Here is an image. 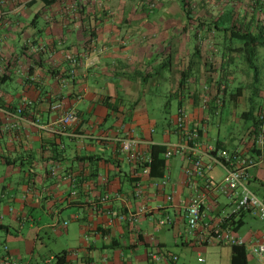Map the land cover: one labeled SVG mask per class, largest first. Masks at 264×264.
I'll return each mask as SVG.
<instances>
[{"label": "crops", "instance_id": "0c3cea01", "mask_svg": "<svg viewBox=\"0 0 264 264\" xmlns=\"http://www.w3.org/2000/svg\"><path fill=\"white\" fill-rule=\"evenodd\" d=\"M189 2L193 15L178 0H0V258L53 264L42 248L62 234L68 264H152L150 250L178 264H191L194 252L199 264H231L230 246L199 241L221 220L246 243L264 242V222L244 211L230 218L233 199L215 190L189 232L185 204L202 181L183 175L194 158L210 164L218 145L240 156L261 153L246 185L264 201V145L252 133L264 102V51L246 61L233 34L240 24L264 32V0ZM155 98L176 99L163 122L159 113L170 103L154 108ZM69 109L77 118L62 128ZM179 109L196 145L168 159V184L156 190L118 138L137 139L145 157L152 145H177ZM205 173L213 182L224 175L213 164ZM140 204L148 212L134 224L116 217ZM245 250L247 264H264Z\"/></svg>", "mask_w": 264, "mask_h": 264}, {"label": "built area", "instance_id": "2783aa9c", "mask_svg": "<svg viewBox=\"0 0 264 264\" xmlns=\"http://www.w3.org/2000/svg\"><path fill=\"white\" fill-rule=\"evenodd\" d=\"M76 64L75 60L73 61ZM29 102L23 101L22 106L28 105ZM59 106V105H58ZM21 109L18 110L20 112ZM1 112V108H0ZM77 118L75 110L69 109L65 111L58 120L60 127H65ZM257 119L259 121V134L255 140L256 146L261 149L264 145V102L261 109L258 112ZM176 125L184 131L182 142L169 146L166 148L164 157L169 159L174 155L183 154L187 151L193 150L196 145L195 140L197 134L187 129V115L183 109H179L177 113ZM44 129L52 131L54 128L50 125H41ZM120 151L127 156V160L136 162L138 170L141 175L146 176L148 174V168L139 166L147 161L148 157L142 156L138 149L139 141L131 137L118 138ZM193 146H192V145ZM208 159L210 164L204 165L203 161L199 158H194L190 165L183 168L184 177L190 181L193 178H198L202 181L201 188L197 189L193 193L185 204V221L189 232H193L198 224L205 217V203L210 191L215 190L223 195H226L233 199L234 203L229 216L237 212H249L256 216L261 222H264V201L261 200L254 192H252L246 185L248 177V170L252 167L259 165L262 162V154L259 153L256 156H240L237 152H229L225 149H219L215 154H209ZM217 165L224 171V175L220 182H213L206 176L205 169H208L210 165ZM150 184L152 188L156 190H163L168 184V178L162 177L160 179H151ZM143 193L141 181L135 183L133 195L140 197ZM105 198L103 197L102 200ZM166 201H171L172 196L167 194L165 196ZM148 212V207L145 204H140L135 211H128L125 213H118L117 218L121 221H127L130 224H134L137 219ZM228 217V216H227ZM170 220L168 217L159 221L160 225L168 223ZM207 232L200 237L201 244L210 243L212 241L232 246H244L249 253L259 258H264V242H249L246 243L242 238L235 235L232 230L224 225L223 220L213 225H209ZM147 258L152 264H178V257L175 255H168L166 253H160L155 251H148ZM0 264H23L17 259L10 257L0 258Z\"/></svg>", "mask_w": 264, "mask_h": 264}, {"label": "trees", "instance_id": "16d2710c", "mask_svg": "<svg viewBox=\"0 0 264 264\" xmlns=\"http://www.w3.org/2000/svg\"><path fill=\"white\" fill-rule=\"evenodd\" d=\"M178 1L182 11L186 15L194 14L195 7L193 3L189 2V0ZM233 34L235 37L241 40V42H243L242 48L244 59L248 62H252L257 56L258 48L264 46V32L262 30V26L257 29L256 33H252L251 31H248V29L245 28L243 24H240L239 31H235ZM252 133L254 138L253 140L255 141L259 134V121L257 116L252 123ZM217 147L219 148V145L216 146V150L211 151L210 154H215L218 149ZM166 148V146L158 144L149 147L147 161L139 164L140 167L144 165L148 168V174L145 176L147 180L160 179L166 174L168 164V159L164 157ZM231 153H233V151ZM231 217L232 215L230 218ZM68 253V251L63 250L55 254L53 264H68ZM231 264H247L246 250L244 246L231 247Z\"/></svg>", "mask_w": 264, "mask_h": 264}, {"label": "rangeland", "instance_id": "374dc122", "mask_svg": "<svg viewBox=\"0 0 264 264\" xmlns=\"http://www.w3.org/2000/svg\"><path fill=\"white\" fill-rule=\"evenodd\" d=\"M260 51H264V46L263 47H260L259 49ZM262 57L260 58V61L264 63L263 59H264V55L262 54L261 55ZM262 82V81H260ZM165 101H169L170 103V107H168V109L166 110L165 113H162V111L159 113L160 114V122H163L164 121V117L165 119L168 118L169 114H174L176 112V106H177V102H176V99L175 98H155L154 99V104H153V107L154 108H157V105H160L161 104V108H162V105L165 103ZM162 110V109H161ZM158 111L156 112H153V113H157ZM161 131V126L159 125L157 130H156V133H160ZM173 138H175L173 136ZM72 225V223H71ZM51 234V233H50ZM64 234V233H63ZM70 241H67V237L65 235H58L57 237H54L52 235L51 239H46V242H45V246L44 248H42V252L46 253V254H51V255H55L57 253H59L62 249H68L70 248V243H68ZM172 250H176L178 253L180 252V249L179 248H172ZM139 252L142 253L143 252V248L142 247H139ZM184 256V254H183ZM191 256H192V262L191 264H199L198 261H197V256H196V253H191ZM203 257H205V255L203 254L202 255ZM21 258H24L26 257L24 254H20ZM34 259H38L37 256L34 255ZM35 261L32 262V264H34ZM48 264V263H47Z\"/></svg>", "mask_w": 264, "mask_h": 264}]
</instances>
